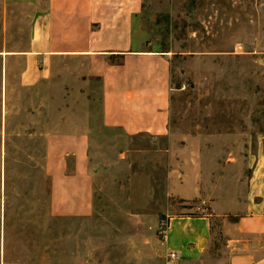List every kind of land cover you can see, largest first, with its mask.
<instances>
[{
	"label": "rangeland",
	"instance_id": "rangeland-1",
	"mask_svg": "<svg viewBox=\"0 0 264 264\" xmlns=\"http://www.w3.org/2000/svg\"><path fill=\"white\" fill-rule=\"evenodd\" d=\"M33 10L0 0V264H228L223 227L264 147V0H144L148 44L172 63L160 137L104 131L100 99L63 78L22 84L24 60L9 54L28 48ZM85 125L94 208L58 215L47 137ZM204 216L213 236L200 258L167 249L170 219Z\"/></svg>",
	"mask_w": 264,
	"mask_h": 264
},
{
	"label": "crops",
	"instance_id": "crops-1",
	"mask_svg": "<svg viewBox=\"0 0 264 264\" xmlns=\"http://www.w3.org/2000/svg\"><path fill=\"white\" fill-rule=\"evenodd\" d=\"M7 1L34 9L28 48L9 54L24 60L22 84L65 79L69 89L78 90L74 96L100 99V127L111 134L134 138L168 133L172 63L167 52L151 49L148 44V34L142 28L144 0ZM4 60L7 67V58ZM84 128L74 136L47 137L51 208L58 215H87L94 208L93 140L90 128ZM256 144L263 147L264 137L256 139ZM262 149L245 192L238 194V201H242L234 208L240 213L223 227L228 264H264ZM231 177L235 178L234 173ZM212 236L211 219L206 216L173 218L166 247L184 258L197 259L206 252Z\"/></svg>",
	"mask_w": 264,
	"mask_h": 264
},
{
	"label": "built area",
	"instance_id": "built-area-1",
	"mask_svg": "<svg viewBox=\"0 0 264 264\" xmlns=\"http://www.w3.org/2000/svg\"><path fill=\"white\" fill-rule=\"evenodd\" d=\"M170 259H171V261L177 260L178 259V255L176 253H172L170 255Z\"/></svg>",
	"mask_w": 264,
	"mask_h": 264
}]
</instances>
